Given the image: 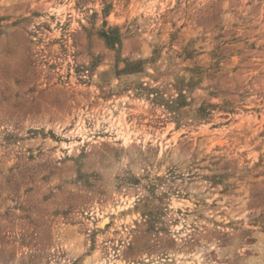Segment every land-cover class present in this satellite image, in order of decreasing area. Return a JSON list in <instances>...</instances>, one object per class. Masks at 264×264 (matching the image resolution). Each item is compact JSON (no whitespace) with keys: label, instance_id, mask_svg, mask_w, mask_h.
Instances as JSON below:
<instances>
[{"label":"rangeland","instance_id":"rangeland-1","mask_svg":"<svg viewBox=\"0 0 264 264\" xmlns=\"http://www.w3.org/2000/svg\"><path fill=\"white\" fill-rule=\"evenodd\" d=\"M0 264H264V0H0Z\"/></svg>","mask_w":264,"mask_h":264}]
</instances>
